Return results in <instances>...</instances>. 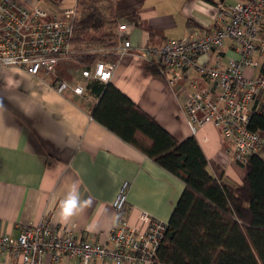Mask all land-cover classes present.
<instances>
[{"label": "crops", "instance_id": "crops-1", "mask_svg": "<svg viewBox=\"0 0 264 264\" xmlns=\"http://www.w3.org/2000/svg\"><path fill=\"white\" fill-rule=\"evenodd\" d=\"M17 1L47 11L76 7V0ZM109 1L117 17L116 27L126 25L123 37L131 46L111 60L115 61V68L107 82L154 117L176 140L193 136L210 163L219 165L231 181L241 183L245 171L225 153L228 142L221 138L218 128L209 127L206 133L203 129L193 134L187 124L182 85L189 77L203 85L205 82L189 70L175 86L169 87L156 60L142 57L139 49L140 45L158 46L169 38L211 30L215 26L212 3L215 0ZM260 31L264 33V19ZM96 51L108 50L100 47ZM226 52L235 56L230 49ZM259 62L260 68L248 72L264 73V59ZM81 70L58 73L75 84L83 81ZM89 79H84L83 95L69 89L59 93L51 75L43 72L33 75L20 67L0 65L2 231L16 236L21 225L36 223L52 213L55 222L73 229L76 239L102 241L117 218L142 228L141 210L168 221L184 188L183 182L92 117L97 98L85 89ZM260 156H264V150ZM126 180L130 182L127 202L117 214L112 202ZM73 190L81 207L65 220L60 215L61 204ZM0 264L19 263L0 252ZM56 264H79V258L64 257ZM93 264L102 263L95 259Z\"/></svg>", "mask_w": 264, "mask_h": 264}, {"label": "built area", "instance_id": "built-area-1", "mask_svg": "<svg viewBox=\"0 0 264 264\" xmlns=\"http://www.w3.org/2000/svg\"><path fill=\"white\" fill-rule=\"evenodd\" d=\"M212 3L215 26L211 30L169 38L158 46L140 45L139 49L142 57L156 60L169 87L175 86L189 70L197 73L205 85L194 77L182 85L189 129L197 134L203 129L206 133L209 127L218 128L221 138L228 142L225 153L241 163L264 150V133L251 128L254 114L264 116V73L248 72L260 68L259 59H264V33L260 31L264 0ZM76 13L75 7L47 11L26 7L17 0H0V65L20 67L33 75H51L59 93L69 89L83 95L84 79L88 78L109 81L115 61L106 59L83 68V81L75 84L57 72L60 59L74 52L70 36ZM125 29L124 23L115 29L119 39L114 47L117 56L131 46L123 37ZM129 187L130 182L123 181L112 202L117 214L127 202ZM53 218L50 213L36 223L23 224L16 236L1 230L0 219V252L14 257L19 264H56L64 257H78L79 264H93L95 259L102 264H154L168 226V221L141 210L142 228L117 218L102 241H92L76 239L71 227Z\"/></svg>", "mask_w": 264, "mask_h": 264}, {"label": "trees", "instance_id": "trees-1", "mask_svg": "<svg viewBox=\"0 0 264 264\" xmlns=\"http://www.w3.org/2000/svg\"><path fill=\"white\" fill-rule=\"evenodd\" d=\"M75 8L69 58L80 68L116 60L112 3L76 0ZM100 47L108 51H96ZM85 89L97 98L91 110L95 120L184 184L154 264H264V156L251 154L238 163L244 180L231 181L193 136L176 140L113 84L91 78ZM251 128L264 133V116L254 114Z\"/></svg>", "mask_w": 264, "mask_h": 264}, {"label": "clouds", "instance_id": "clouds-1", "mask_svg": "<svg viewBox=\"0 0 264 264\" xmlns=\"http://www.w3.org/2000/svg\"><path fill=\"white\" fill-rule=\"evenodd\" d=\"M81 207L79 197L73 190L61 204V217L67 220Z\"/></svg>", "mask_w": 264, "mask_h": 264}, {"label": "rangeland", "instance_id": "rangeland-1", "mask_svg": "<svg viewBox=\"0 0 264 264\" xmlns=\"http://www.w3.org/2000/svg\"><path fill=\"white\" fill-rule=\"evenodd\" d=\"M88 53H89V51H88ZM56 69H57V72L60 71L59 72L60 74L62 73L63 75H65L68 73H71V74L76 73L77 71H75V70L80 69V67L75 61H73L72 59H69L68 61L61 60L58 64V66L56 67Z\"/></svg>", "mask_w": 264, "mask_h": 264}]
</instances>
